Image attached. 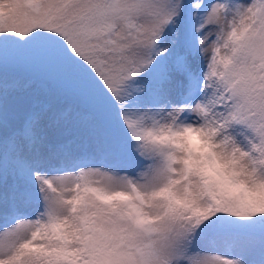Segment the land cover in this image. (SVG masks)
<instances>
[{"label": "snow or ice", "instance_id": "obj_1", "mask_svg": "<svg viewBox=\"0 0 264 264\" xmlns=\"http://www.w3.org/2000/svg\"><path fill=\"white\" fill-rule=\"evenodd\" d=\"M0 264H264V0H0Z\"/></svg>", "mask_w": 264, "mask_h": 264}]
</instances>
